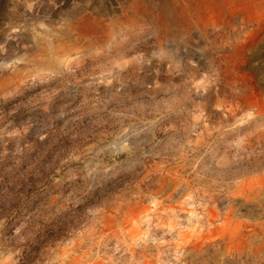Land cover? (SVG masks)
Instances as JSON below:
<instances>
[{
    "label": "rangeland",
    "instance_id": "rangeland-1",
    "mask_svg": "<svg viewBox=\"0 0 264 264\" xmlns=\"http://www.w3.org/2000/svg\"><path fill=\"white\" fill-rule=\"evenodd\" d=\"M0 264H264V0H0Z\"/></svg>",
    "mask_w": 264,
    "mask_h": 264
}]
</instances>
